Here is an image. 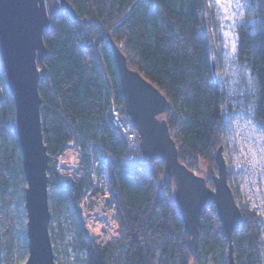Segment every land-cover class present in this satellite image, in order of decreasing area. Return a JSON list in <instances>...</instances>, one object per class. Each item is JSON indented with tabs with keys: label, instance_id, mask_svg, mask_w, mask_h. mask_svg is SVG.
<instances>
[{
	"label": "trees",
	"instance_id": "1",
	"mask_svg": "<svg viewBox=\"0 0 264 264\" xmlns=\"http://www.w3.org/2000/svg\"><path fill=\"white\" fill-rule=\"evenodd\" d=\"M68 1L79 19L61 7L50 13L51 24L44 35L48 56L40 87L43 132L51 158V225L53 219L69 221L73 246L85 254L86 264H155L157 249L158 264H201V252L215 256L220 250L225 255L228 239L214 203L203 210L199 253L191 254L190 236L174 199L175 181L161 161L141 153L128 157L126 143L110 118L111 97L104 76L123 105L109 45L112 38L126 55L128 66L168 99L170 110L160 117L168 122L181 162L196 168L214 188L226 94L213 70L211 35L205 33L207 0ZM252 3L256 24L238 28V59L255 80L254 118L264 126V0ZM70 141L85 152V170H90L91 151L108 173L121 223L122 239L117 244L99 246L83 226L78 204L91 187L90 172L80 184L55 172L56 156ZM103 151L117 160L105 163ZM25 187L15 104L0 57V200L6 205L20 204ZM241 211L242 224L233 234L236 260L262 264V217L249 207ZM0 221V261L15 264L14 223L9 216Z\"/></svg>",
	"mask_w": 264,
	"mask_h": 264
},
{
	"label": "water",
	"instance_id": "2",
	"mask_svg": "<svg viewBox=\"0 0 264 264\" xmlns=\"http://www.w3.org/2000/svg\"><path fill=\"white\" fill-rule=\"evenodd\" d=\"M61 7L74 19L79 16L68 0H0V57L6 86L15 104L16 135L26 180L25 210L28 259L26 264H57L50 231V155L43 132L41 80L48 49L44 42L51 24L50 13ZM206 13L205 33L208 34ZM117 67L125 113L138 133L141 154L161 161L174 179L175 202L190 236L188 247L195 257L200 248V222L203 210L215 204L228 239V264H237L233 234L242 224L241 206L229 183V170L221 145L216 154L214 188L207 178L189 168L179 158L178 145L162 114L170 110L168 99L139 71L128 66L126 55L109 39ZM213 70L215 64L212 60ZM214 264V263H212Z\"/></svg>",
	"mask_w": 264,
	"mask_h": 264
},
{
	"label": "rangeland",
	"instance_id": "3",
	"mask_svg": "<svg viewBox=\"0 0 264 264\" xmlns=\"http://www.w3.org/2000/svg\"><path fill=\"white\" fill-rule=\"evenodd\" d=\"M207 3L208 30L214 48L211 58L215 64L218 85L226 94L222 146L229 170L228 179L236 191L238 204L249 207L262 217L259 226L264 264V126L258 125L254 118L257 94L255 80L249 68L238 59V28L246 23L256 24L255 8L252 0H207ZM194 170L197 172L196 168ZM24 194L20 193L23 196L20 204L6 205L0 200V219L9 216L14 223L15 264H26L29 253ZM68 223L66 218H58L53 219L50 225L56 262L86 264L85 254L73 246L74 233ZM2 228L0 221V241ZM227 253L228 250L223 255L219 250L214 256L201 252L200 262L228 264ZM160 257V250L157 249L155 264H158ZM0 264L6 263L0 261Z\"/></svg>",
	"mask_w": 264,
	"mask_h": 264
},
{
	"label": "built area",
	"instance_id": "4",
	"mask_svg": "<svg viewBox=\"0 0 264 264\" xmlns=\"http://www.w3.org/2000/svg\"><path fill=\"white\" fill-rule=\"evenodd\" d=\"M104 76L111 97L109 113L112 124L117 135L126 143L128 157L132 158L141 152L138 133L125 113L124 105L116 100L106 75ZM103 153L107 156L105 162L117 160L111 152ZM89 154L91 165L87 171L83 167L85 152L75 141L67 143L56 156L55 172L60 178L75 184L82 183L87 172H90L91 187L78 204L83 226L99 246L117 244L122 239V233L114 192L110 186L108 173L101 169L100 161L91 151Z\"/></svg>",
	"mask_w": 264,
	"mask_h": 264
},
{
	"label": "bare ground",
	"instance_id": "5",
	"mask_svg": "<svg viewBox=\"0 0 264 264\" xmlns=\"http://www.w3.org/2000/svg\"><path fill=\"white\" fill-rule=\"evenodd\" d=\"M71 142V141H70ZM106 160V159H105ZM56 163V162H55Z\"/></svg>",
	"mask_w": 264,
	"mask_h": 264
}]
</instances>
